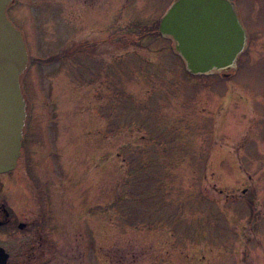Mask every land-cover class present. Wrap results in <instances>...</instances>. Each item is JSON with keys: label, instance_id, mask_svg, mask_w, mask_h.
<instances>
[{"label": "rangeland", "instance_id": "374dc122", "mask_svg": "<svg viewBox=\"0 0 264 264\" xmlns=\"http://www.w3.org/2000/svg\"><path fill=\"white\" fill-rule=\"evenodd\" d=\"M86 1L15 0L10 9L31 15L24 22L7 10L26 34L29 53L35 50L27 35L32 19L38 49L31 54L45 62L90 44L81 60L91 58L98 75L91 82L87 64L73 67L78 48L70 65L53 60L36 67L44 107L33 105L39 99L36 70L25 71L22 90L32 106L20 164L31 161L41 145L56 146L70 185L68 193L62 192L64 205L78 212L91 206L106 212L114 196L117 212L142 217L151 226L147 242L161 245L164 264H256L253 249L264 238V164L250 163L243 152L264 158L259 151L264 144L246 143L232 128L227 141L212 132L206 104L213 97L206 82L216 83L217 93L224 82L191 75L172 39L159 30L164 11L175 0ZM237 2L247 8L250 20V0ZM83 8L99 12V19L77 21L73 11L82 14ZM246 22L264 31V20ZM65 67L74 68L73 78L76 70H84L83 86L74 89ZM236 71L239 81L263 96L256 109L264 114V54L254 67L239 65ZM52 77L58 82L54 88ZM258 129L264 140V121ZM242 190L248 191L243 197Z\"/></svg>", "mask_w": 264, "mask_h": 264}, {"label": "flooded vegetation", "instance_id": "af4514ba", "mask_svg": "<svg viewBox=\"0 0 264 264\" xmlns=\"http://www.w3.org/2000/svg\"><path fill=\"white\" fill-rule=\"evenodd\" d=\"M80 1L83 4L88 2L86 0ZM175 1L167 7L162 16H165L171 7H176L183 2V0ZM250 2L252 8L250 20L245 16L247 8L240 7L237 0H195L190 5L189 12L192 21H196L201 15L210 12L209 6L228 5L229 12L232 14L222 16L217 11L216 17L219 16L217 22L231 23L236 18L235 20H237L242 31L243 46L233 56L231 64L225 69L213 68L206 74L193 73L188 67L187 71L194 77L216 76L219 82L220 80L224 82L219 93L214 90L216 83L206 82V86L211 91L209 94H212L213 97L206 104V107H209L207 112L209 113L210 127L221 141L228 140L226 133L229 131L228 128H232L230 131L236 132L238 130L241 132V138L244 142L263 145L264 140L260 136L261 132L258 127L264 121V114L256 109L257 103L261 102L263 96L258 97L248 85L236 78V73L239 72L236 69L239 65L246 64L254 67L264 54V31L251 28L250 25L247 26L246 22V20L253 23L263 22L264 0H250ZM82 10L84 11L85 8ZM9 14L17 22H24L25 19L31 18L30 14L27 15V11L25 13V10L19 8L10 9ZM98 14L99 12H94L92 9L85 10L82 14L74 10L72 16L76 15V20L84 23L98 20ZM163 19L164 17L159 21V28L162 27ZM32 21V19L27 20L29 26L27 35H31L30 38L35 50L29 53L27 48V69L35 71L36 67H42L43 63L51 64L55 62L53 60H59V62L66 60L65 63L70 65L74 59L72 54L78 48L79 52L75 51L77 56L75 55L73 67L75 68L79 64L78 62H84L85 65L87 64L85 71L88 73L89 80L91 82L98 81L97 72L93 68V61L88 60L91 58L81 60L82 53L91 48L90 44L76 45L74 51L72 50L73 52L67 51L61 57L47 59L45 62L31 54L37 53L36 49H38L33 43L32 37L35 35L36 28L33 26ZM17 28L26 40L24 31L19 27ZM113 33L114 30L110 33L112 37ZM171 38L177 54L181 56L178 49L179 43L174 37ZM251 59L255 61L254 64L250 63ZM71 69V67H65L64 74L69 80L72 78V81H70L75 84L72 85L74 89L78 85L83 86L84 70H76V77L73 78L71 75L73 70ZM35 75H37L36 79L39 84V99L35 100L33 105L38 103L46 107V98L42 91L43 86L38 68ZM48 80L51 88H54L58 83L54 82L55 77L48 78ZM87 84H90L89 81ZM22 92L28 110L29 104L32 106V102L23 90ZM29 116L27 114L25 125L28 123ZM46 142L44 140L43 143ZM24 143L23 131L21 155L16 168L0 174V264H164L161 245L147 242V239H150L147 236L148 227L151 226L144 218H133L127 212H117L115 210V197L111 195L108 198L106 212H101L100 209L94 206L80 212H78L79 209L73 210L65 206V202L61 201V198H63L62 192L66 191L68 193L70 185L65 181V177L68 175L67 168L59 161L61 153H59L56 146H50L47 142L34 151L35 155L34 157L31 155V161L24 162L21 165L20 160L23 156ZM259 151L262 154L264 153V150ZM243 154L250 163L264 164L263 156L247 157L245 151ZM226 158L228 159V155H226ZM226 161L222 159L220 167H224ZM109 189L112 190L109 187L108 191ZM242 192H244L243 197L248 191L242 190ZM97 224H101L100 228L104 227L103 236L97 230ZM253 252L255 263L264 264V238L262 242L257 243ZM261 254L263 257H259Z\"/></svg>", "mask_w": 264, "mask_h": 264}, {"label": "water", "instance_id": "95a60500", "mask_svg": "<svg viewBox=\"0 0 264 264\" xmlns=\"http://www.w3.org/2000/svg\"><path fill=\"white\" fill-rule=\"evenodd\" d=\"M194 1L183 0L171 7L164 16L161 32L176 39L179 54L193 73L225 69L242 49L241 28L236 18L232 24L217 22V11L222 16L232 14L228 5L209 6L210 12L192 21L189 10ZM12 2L0 0V174L17 166L27 118L21 76L28 66V53L23 35L7 17Z\"/></svg>", "mask_w": 264, "mask_h": 264}, {"label": "trees", "instance_id": "16d2710c", "mask_svg": "<svg viewBox=\"0 0 264 264\" xmlns=\"http://www.w3.org/2000/svg\"><path fill=\"white\" fill-rule=\"evenodd\" d=\"M158 28V27H157Z\"/></svg>", "mask_w": 264, "mask_h": 264}]
</instances>
